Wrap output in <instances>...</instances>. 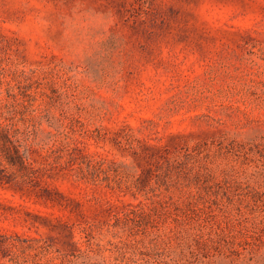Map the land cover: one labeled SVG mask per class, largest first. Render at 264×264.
I'll list each match as a JSON object with an SVG mask.
<instances>
[{
    "label": "rangeland",
    "instance_id": "rangeland-1",
    "mask_svg": "<svg viewBox=\"0 0 264 264\" xmlns=\"http://www.w3.org/2000/svg\"><path fill=\"white\" fill-rule=\"evenodd\" d=\"M0 264H264V0H0Z\"/></svg>",
    "mask_w": 264,
    "mask_h": 264
},
{
    "label": "trees",
    "instance_id": "trees-1",
    "mask_svg": "<svg viewBox=\"0 0 264 264\" xmlns=\"http://www.w3.org/2000/svg\"><path fill=\"white\" fill-rule=\"evenodd\" d=\"M9 160H10L11 163L15 164L16 162L19 163L20 158L18 157V155H16V156H14V157H10Z\"/></svg>",
    "mask_w": 264,
    "mask_h": 264
}]
</instances>
